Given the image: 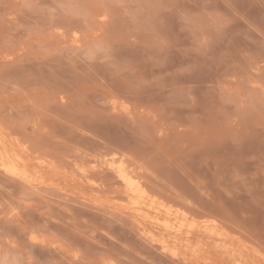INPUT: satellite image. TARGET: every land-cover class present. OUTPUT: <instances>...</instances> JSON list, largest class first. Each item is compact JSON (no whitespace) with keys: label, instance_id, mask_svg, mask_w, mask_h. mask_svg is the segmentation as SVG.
<instances>
[{"label":"rangeland","instance_id":"1","mask_svg":"<svg viewBox=\"0 0 264 264\" xmlns=\"http://www.w3.org/2000/svg\"><path fill=\"white\" fill-rule=\"evenodd\" d=\"M0 122L40 170L0 164V264H221L115 209L121 159L264 252V0H0Z\"/></svg>","mask_w":264,"mask_h":264},{"label":"bare ground","instance_id":"2","mask_svg":"<svg viewBox=\"0 0 264 264\" xmlns=\"http://www.w3.org/2000/svg\"><path fill=\"white\" fill-rule=\"evenodd\" d=\"M15 137L16 136H13V134L3 126L2 122H0V164L6 173L13 178L25 181H34L35 175L38 176L40 173L38 168L39 163H36L35 160L30 158L31 155L28 153L29 151H27L28 147H25L26 145L24 146L25 143L23 144L25 141L21 142V139L19 140ZM110 166L112 168L111 170L115 173L119 186H121V189H119L121 190L120 193L125 194L127 198L126 200L125 195L122 197L126 200L124 204H114L115 209L117 208V210H120L121 213L132 219V221L137 224L136 226H138L148 239L154 240V242L156 241L160 244L162 249L166 251L170 250L174 257L178 255L181 256L180 252L183 253V251L185 252L190 248L191 252L193 251L196 255V258L211 260V257L218 256L219 258L217 257V259L222 260V262H219L221 264H264V252L261 249H258L259 247L257 248V246L255 247L254 245L245 242L241 237H239V235L230 232V230L228 231L227 229L229 228H226L227 226L225 227L221 221L213 217H209L203 221L204 218L202 217L204 216H202V219L198 218L199 220H202V222H199L195 218L197 215L194 216V213L182 204H173L170 199L169 202L165 200V198L163 199L160 195L152 192L137 176V174L129 169L126 161L123 159L114 160ZM53 167L57 168L55 166ZM52 169L53 168H51V170ZM57 171L53 172V174L55 173L58 175ZM65 173L67 175L66 171L60 174L63 175ZM64 176L65 175H63V177ZM66 177L64 178L68 180ZM54 178H52V180ZM60 183L61 182H59V184ZM74 185H76V183ZM80 191L81 190H79V192ZM79 192L77 191V193ZM82 194L83 193L81 191L80 196H82ZM119 196H121V194ZM119 196H117L116 199L119 198ZM87 199L89 200V198ZM94 199V202H96L97 205L98 203L104 204L102 203L103 200H99L100 198L97 199V197L95 198L94 196ZM107 199L106 201H108ZM94 202H92V204ZM113 203H116V201ZM117 210L115 211L118 212ZM183 248L186 250L182 251L181 249Z\"/></svg>","mask_w":264,"mask_h":264}]
</instances>
